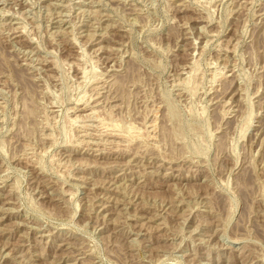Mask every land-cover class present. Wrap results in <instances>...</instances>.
Instances as JSON below:
<instances>
[{
	"label": "rangeland",
	"instance_id": "1",
	"mask_svg": "<svg viewBox=\"0 0 264 264\" xmlns=\"http://www.w3.org/2000/svg\"><path fill=\"white\" fill-rule=\"evenodd\" d=\"M0 264H264V0H0Z\"/></svg>",
	"mask_w": 264,
	"mask_h": 264
}]
</instances>
